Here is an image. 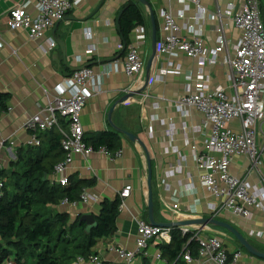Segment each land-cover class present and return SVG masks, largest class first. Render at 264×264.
<instances>
[{
  "label": "crops",
  "instance_id": "1",
  "mask_svg": "<svg viewBox=\"0 0 264 264\" xmlns=\"http://www.w3.org/2000/svg\"><path fill=\"white\" fill-rule=\"evenodd\" d=\"M127 1L83 0L71 8L62 21L49 28L44 37L31 39L23 29L9 30L6 20L12 7L27 3L26 11L36 16L33 5L36 0H0V91L10 93L8 109L0 112V169L13 171L18 167L19 158L31 146L28 143L31 132L26 128L29 117L47 107L54 98V87L65 77L87 66L95 77L102 78V82L81 113L84 134L113 130V124L140 138L151 162L155 222L213 217L232 225L257 250L264 252V209L252 208L250 218L234 215L227 210L211 212L210 206L216 204V200L200 185V171L195 162V153H200L210 128L203 125V115L199 111L183 109L179 105V99L190 87L194 92L189 78L198 74L208 77V88L220 86L227 94L232 92L227 81L228 66L224 63V57L231 53V47L239 37L233 14L242 0H201L205 7L202 15L192 3L183 5L178 0H147L148 6H145L136 0L144 16L142 27L149 41L141 51L144 69L133 79L122 69L121 62L127 49H124V41L115 26V18ZM162 9L174 15L183 10L184 17L177 19L181 35L191 38L188 27L193 26L199 30L200 38L209 49L216 38L214 27L222 25L227 48L218 56L217 62L204 66L199 59L186 56L168 59L157 52L146 79L145 65L151 54L150 11L153 13L158 43L162 36L159 17ZM87 30L90 31L89 37L85 34ZM130 37L132 41L133 30ZM47 38H52L56 46L47 49ZM118 45L122 47L118 48ZM89 50L93 52L88 53ZM114 63L117 64L116 68L112 67ZM167 64L173 69L178 67L179 73L162 76L160 71ZM145 83L147 85L142 94L118 103L126 93L139 89ZM113 105L109 120L108 112ZM229 126L234 130L240 128L236 119ZM255 131L259 152L256 166L251 165L245 156H234L230 172L247 179L253 187L261 190L264 188V115L257 121ZM120 138L121 149L114 156L101 151L76 154L67 167V177L76 173L82 178H95V186L84 190L94 200L75 204L61 202L46 207L53 213L66 212L71 219L83 214L97 215L103 199H113L124 185L130 184L131 195L124 200L123 207L119 206L116 232L94 246V252L103 264H122L114 249H132L136 240V219L149 222L145 152L138 142L129 140L122 133ZM169 169H172V173ZM163 177L165 186L161 182ZM48 179L51 184H58L50 180V175ZM172 197H178L179 210L172 208ZM197 199L201 203L197 212L191 214L187 206ZM204 230L221 235L229 251H240L237 264L264 263V260L239 248V243L225 229L207 225ZM157 245H148L145 253L138 255L133 264H166L163 258L154 260V254L159 251ZM149 249L153 251L151 257Z\"/></svg>",
  "mask_w": 264,
  "mask_h": 264
},
{
  "label": "built area",
  "instance_id": "2",
  "mask_svg": "<svg viewBox=\"0 0 264 264\" xmlns=\"http://www.w3.org/2000/svg\"><path fill=\"white\" fill-rule=\"evenodd\" d=\"M83 0H36L33 4L36 16L26 11L25 5H16L8 11L6 26L9 30L23 29L31 39L45 36V32L55 23L64 19L66 13L79 5ZM180 4L192 3L202 15L205 7L201 0H178ZM161 20V39L157 43V52L168 59L186 56L199 59L201 65H213L218 56L226 50L227 42L222 25L214 27L216 38L211 49L207 48L199 30L189 26L191 38L181 35L177 19L184 17L181 10L175 15L171 11L162 9L159 12ZM233 23L239 33L237 41L231 47V53L226 54L224 63L228 66L227 81L232 92L227 94L218 86L208 88V77L198 74L189 78L193 83L187 93L179 99L183 109H194L203 115V125L210 128L209 134L204 138L200 153H195V162L200 171L199 183L216 200L210 206L211 212L218 213L227 210L234 215L250 218L252 208L264 209V188L257 189L245 178L233 175L230 172V163L234 156H245L256 166L259 152L255 141V127L257 121L264 115V20L261 13V0H242L241 5L233 14ZM85 34L89 37L90 31ZM47 49L56 46L52 38H47ZM1 41V34H0ZM149 36L142 25L133 29V39L128 45L121 65L129 78H135L144 69L141 51L148 44ZM1 44V42H0ZM118 45V48H121ZM89 50L88 53H92ZM113 68L117 64L112 65ZM168 73H179V68L167 67L160 71L162 76ZM101 77H95L89 67H82L65 77L54 87V98L42 111L31 115L26 122V128L31 132L28 141L31 146H39L38 133L55 129L61 134L60 145L65 153L63 160L57 163L50 180L61 186L67 184L66 170L76 154L87 155L93 150L82 142L83 127L81 113L86 102L100 88ZM239 121V129L229 126L233 120ZM99 151L110 155L105 149ZM172 173V169H169ZM175 171V170H174ZM165 186L164 177L161 179ZM264 187V179H263ZM3 181L0 177V192ZM132 186L124 185L119 191L120 206L131 195ZM94 200L83 192L79 202ZM66 202V201H63ZM67 203V202H66ZM199 199L187 206L191 214L197 212ZM75 204V203H73ZM173 209L179 210L178 197H172ZM205 226L177 227L183 235L189 234V239L183 247V253L178 257L179 264H237L241 257L240 251H229L221 235L207 233ZM171 227L155 226L141 218L136 219V240L132 249L115 248L116 257L122 264H133L136 257L144 254L150 244L169 243L171 240ZM194 242L197 246L196 255L193 256L188 243ZM112 249V248H110ZM161 253L154 254V260H161ZM0 264H16L12 260ZM73 264H103L97 255L85 258L78 256ZM264 264V263H263Z\"/></svg>",
  "mask_w": 264,
  "mask_h": 264
},
{
  "label": "trees",
  "instance_id": "3",
  "mask_svg": "<svg viewBox=\"0 0 264 264\" xmlns=\"http://www.w3.org/2000/svg\"><path fill=\"white\" fill-rule=\"evenodd\" d=\"M264 19V0H261ZM144 24V16L136 0H128L122 7L119 20L120 35L127 45L131 32ZM126 51V50H125ZM125 54V52H123ZM121 54L123 56L124 54ZM10 93L0 91V112L8 109ZM40 145L30 146L18 160L13 171L0 169L3 188L0 192V262L12 260L16 264H73L78 256L96 255L94 246L117 230L121 199H103L99 212L94 215L95 224H87L77 215L71 219L66 212L48 211L46 207L63 201L77 203L85 189L94 187L95 178H82L71 174L67 184H51L48 176L54 166L65 156L61 148V134L55 129L38 133ZM82 142L93 151L105 149L114 156L121 149L120 133L115 130L87 133ZM189 234L183 235L177 228L171 231L169 243L157 245L166 264H179L178 257ZM197 244L188 243L193 256ZM239 248L243 249L240 244Z\"/></svg>",
  "mask_w": 264,
  "mask_h": 264
},
{
  "label": "water",
  "instance_id": "4",
  "mask_svg": "<svg viewBox=\"0 0 264 264\" xmlns=\"http://www.w3.org/2000/svg\"><path fill=\"white\" fill-rule=\"evenodd\" d=\"M140 4L148 6L147 0H137ZM122 13V9L118 12L116 18H115V26L117 31L120 33V26H119V20L120 16ZM150 19L152 23V30H151V54L150 57L148 58L146 65H145V70L147 71L146 79H148V72L151 69L153 59L155 58V55L157 53V41H156V29H155V24H154V19H153V13L150 11ZM121 39L122 36L120 35ZM123 41V39H122ZM124 43V42H123ZM124 49H125V43H124ZM87 67V66H86ZM147 84L145 83L142 87H140L137 90L130 91L126 93L124 96H122L118 103H123L127 101L129 98L134 97L135 95H140L142 94L145 86ZM115 105H113L109 112H108V119L110 120L111 113L113 111ZM111 127L113 130L118 131L119 133H122L125 135L129 140L138 142L141 147L143 148L146 156V163H147V213H148V219L149 223L155 226H162V227H171V228H177L180 226H205V225H211L213 227H219L222 229H225L228 231L235 239L236 241L241 245V247L247 251L249 254L260 258L264 260V252H261L257 250L237 229H235L232 225L225 221L217 220L214 219L213 217L209 218H196V219H189V220H183V221H176V222H171V223H157L155 222L153 218V200H152V168H151V162H150V157L149 154L146 150V147L144 146L143 142L140 140L139 137L136 135L129 133L127 131L121 130L111 124ZM80 221H84L87 224V231L90 227H92L95 224L94 220V215L93 214H83L80 216Z\"/></svg>",
  "mask_w": 264,
  "mask_h": 264
},
{
  "label": "rangeland",
  "instance_id": "5",
  "mask_svg": "<svg viewBox=\"0 0 264 264\" xmlns=\"http://www.w3.org/2000/svg\"><path fill=\"white\" fill-rule=\"evenodd\" d=\"M221 231H225V230H221ZM231 237H233V236H231ZM234 238V237H233ZM149 257H151L152 255H153V251H151V249H149ZM247 253V252H246ZM247 254H249V253H247Z\"/></svg>",
  "mask_w": 264,
  "mask_h": 264
}]
</instances>
